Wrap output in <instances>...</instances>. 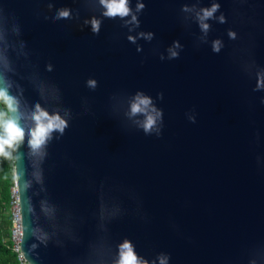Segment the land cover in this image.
I'll use <instances>...</instances> for the list:
<instances>
[{"label":"water","instance_id":"95a60500","mask_svg":"<svg viewBox=\"0 0 264 264\" xmlns=\"http://www.w3.org/2000/svg\"><path fill=\"white\" fill-rule=\"evenodd\" d=\"M29 264H264V0H0Z\"/></svg>","mask_w":264,"mask_h":264},{"label":"trees","instance_id":"16d2710c","mask_svg":"<svg viewBox=\"0 0 264 264\" xmlns=\"http://www.w3.org/2000/svg\"><path fill=\"white\" fill-rule=\"evenodd\" d=\"M14 187V158L10 119L6 104L0 95V264H18L16 255L8 242Z\"/></svg>","mask_w":264,"mask_h":264},{"label":"built area","instance_id":"2783aa9c","mask_svg":"<svg viewBox=\"0 0 264 264\" xmlns=\"http://www.w3.org/2000/svg\"><path fill=\"white\" fill-rule=\"evenodd\" d=\"M12 192L13 200L11 202V227L8 242L10 243V248L12 249L13 253H15L16 255L18 264H29L20 252V242L22 238L21 216L16 197L17 194L14 189L12 190Z\"/></svg>","mask_w":264,"mask_h":264},{"label":"clouds","instance_id":"9594fccd","mask_svg":"<svg viewBox=\"0 0 264 264\" xmlns=\"http://www.w3.org/2000/svg\"><path fill=\"white\" fill-rule=\"evenodd\" d=\"M14 189V188H13Z\"/></svg>","mask_w":264,"mask_h":264}]
</instances>
